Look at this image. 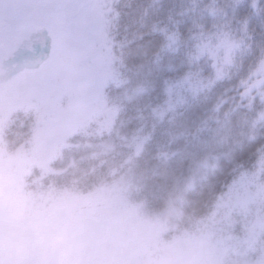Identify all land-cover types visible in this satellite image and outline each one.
I'll return each mask as SVG.
<instances>
[{
    "label": "rangeland",
    "instance_id": "obj_1",
    "mask_svg": "<svg viewBox=\"0 0 264 264\" xmlns=\"http://www.w3.org/2000/svg\"><path fill=\"white\" fill-rule=\"evenodd\" d=\"M101 1L0 0V122L16 107L30 112L16 115L22 124H10L8 140L0 124V264H264L263 116L244 143L253 156L181 237H166L174 205L164 215L131 195L133 165L156 135L163 140L201 98L248 69L250 24L264 37V0L161 1L153 32L167 40L150 72L165 83V99L150 109L152 129L133 136L116 126L122 108L110 96L126 82L102 46ZM246 4L253 7L241 18ZM199 14L225 23L183 25ZM31 46V63L7 68L29 59ZM251 65L261 73L231 105L264 106V53ZM170 156L158 141L156 157Z\"/></svg>",
    "mask_w": 264,
    "mask_h": 264
},
{
    "label": "trees",
    "instance_id": "obj_2",
    "mask_svg": "<svg viewBox=\"0 0 264 264\" xmlns=\"http://www.w3.org/2000/svg\"><path fill=\"white\" fill-rule=\"evenodd\" d=\"M161 1L100 2L104 18V23H101L104 26L102 46L110 53L113 51L118 76L126 82L124 87L112 92L110 96L121 104L122 110L116 126L122 134L133 136L144 130L146 133L150 127L152 129L154 123L150 109L165 99L162 91L165 83L160 79L156 80L150 72L153 56L167 40L166 33L153 32L156 19L154 12L161 6ZM250 7L253 5L246 4L238 9V14H242L241 18L250 11ZM199 15L202 20L196 15L192 20L184 19L183 25L186 28L192 27L193 30L200 25L214 27L225 23H221L222 18ZM194 23L200 24L198 26ZM250 27L253 33L250 42L253 55L248 69L214 88L210 97L201 98L197 109L191 114L188 112L178 129L173 130L163 140L161 134L156 135L140 161L133 165L131 173H135L136 178L132 182L131 195L164 215L166 208L174 205L176 213H172L169 218L171 223L167 238L173 235L181 237L182 232L189 230L198 220L205 217L219 194L234 180L239 167L253 156L244 148V143L256 133L262 123L264 114H261V108L264 106H257L258 102L254 100L236 107L237 98L231 105L235 91L241 90L245 83L250 82L260 72L254 70L251 64L259 58L260 53H264V37L260 36L262 30L255 27V23L250 24ZM114 75L116 76V72ZM224 99L228 101L223 104ZM220 103L222 106L219 112L213 111V106ZM27 113L30 112L26 111L25 107H16L9 118L6 117L0 122L6 129L7 136H4L7 140L11 135L8 134L10 124L15 123L16 127H19L22 124L21 116L27 118ZM16 115L21 116L16 118ZM205 122H208L207 129L204 128ZM227 130H231V136L228 135L230 140L227 144H222L221 138ZM158 141L162 146L170 144L172 156L167 159L156 157ZM111 162L117 164V159L114 158ZM101 171L97 168L93 174ZM93 174L88 175L86 179L90 183L92 177L95 186L98 181L94 179ZM97 176L103 178V173H98Z\"/></svg>",
    "mask_w": 264,
    "mask_h": 264
},
{
    "label": "water",
    "instance_id": "obj_3",
    "mask_svg": "<svg viewBox=\"0 0 264 264\" xmlns=\"http://www.w3.org/2000/svg\"><path fill=\"white\" fill-rule=\"evenodd\" d=\"M17 65H18V62L14 63V64L12 65V67H15V66H17Z\"/></svg>",
    "mask_w": 264,
    "mask_h": 264
}]
</instances>
